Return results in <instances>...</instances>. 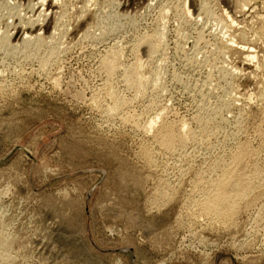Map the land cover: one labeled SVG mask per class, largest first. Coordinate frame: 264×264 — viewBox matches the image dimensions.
Segmentation results:
<instances>
[{"label": "rangeland", "instance_id": "374dc122", "mask_svg": "<svg viewBox=\"0 0 264 264\" xmlns=\"http://www.w3.org/2000/svg\"><path fill=\"white\" fill-rule=\"evenodd\" d=\"M37 1L0 0V264H264V0ZM226 163L255 185L228 222L199 204Z\"/></svg>", "mask_w": 264, "mask_h": 264}, {"label": "bare ground", "instance_id": "6f19581e", "mask_svg": "<svg viewBox=\"0 0 264 264\" xmlns=\"http://www.w3.org/2000/svg\"><path fill=\"white\" fill-rule=\"evenodd\" d=\"M59 1V0H58ZM38 3H36L35 5L37 6H40V7H44V6H46L45 4H46V0H38L37 1ZM7 3V2H6ZM241 3V2H240ZM31 4V3H30ZM245 4H247L246 3V1H245ZM181 5V4H180ZM34 6V5H33ZM185 6V5H184ZM238 6H239V4H238ZM209 7V6H208ZM244 7H245V5H244ZM33 8V7H32ZM185 8V7H184ZM241 9H243V7L241 6L240 7ZM205 9V7H203V8H201V10H204ZM207 9V8H206ZM245 9V8H244ZM33 10V9H32ZM50 10V9H49ZM188 11V10H187ZM207 11V10H206ZM232 11V10H231ZM238 11H239V9H238ZM241 11V10H240ZM239 11V12H240ZM41 12V11H40ZM187 14H189V11H188V13ZM199 16V15H198ZM255 16V15H254ZM261 16V15H260ZM196 17V16H195ZM218 17V16H217ZM13 18V17H12ZM15 18V17H14ZM46 18H47V16H46ZM61 18V17H60ZM182 18V17H181ZM49 19V18H48ZM217 19V18H216ZM228 19V21H229V19H230V17L229 18H227ZM200 21V20H199ZM40 22V21H39ZM48 22V21H47ZM57 24V23H56ZM233 20H231V22H230V25L228 26L229 27V29H230V31L234 28V26H233ZM193 28V27H192ZM228 29V28H227ZM229 31V32H230ZM232 31H234V30H232ZM261 31V30H260ZM228 32V33H229ZM156 34V33H155ZM219 35V34H218ZM197 36V35H196ZM200 36H201V34H200ZM231 37V36H230ZM31 38V39H30ZM29 38V36H26L25 38H24V43H35V41H37L38 40V36H36V37H34L33 39H32V37H30ZM197 39H202V38H197ZM206 39V38H205ZM149 40V39H148ZM158 40V39H157ZM233 40V39H232ZM8 42V41H7ZM38 42V41H37ZM223 42V41H222ZM221 42V43H222ZM200 43V42H199ZM229 43V42H228ZM222 44H224V42L222 43ZM232 44H233V42H232ZM5 45V44H4ZM39 45V44H38ZM234 45V44H233ZM24 46H27L28 47V45H24ZM23 46V47H24ZM226 46V45H225ZM5 47V46H4ZM27 47H24L25 48V50H26V48ZM193 47H194V45H193ZM233 47V46H232ZM232 47H229V48H232ZM153 48V49H152ZM151 49H152V51L155 49L154 48V46L152 47ZM234 48V47H233ZM232 48V49H233ZM236 48V47H235ZM235 48H234V50H235ZM11 49V48H10ZM30 49V48H29ZM53 49V48H52ZM51 49V50H52ZM199 49V48H198ZM255 49V48H254ZM12 50V49H11ZM15 50V49H14ZM54 50V49H53ZM52 50V51H53ZM239 50H242V51H244L245 53H246V55L250 58V60L251 59H253V61H254V58H255V56H253L252 55V53L249 51V50H247L246 48H242V46H241V49H239ZM251 50V49H250ZM23 51H24V49H23ZM48 51V50H47ZM55 51V50H54ZM151 51V52H152ZM203 51V50H202ZM219 51V50H218ZM55 53V52H54ZM115 53V52H114ZM154 54V53H153ZM35 55V54H34ZM52 55H54V54H52ZM115 55V54H114ZM219 55V54H218ZM33 56V55H32ZM110 56V55H109ZM49 57V56H48ZM51 57V56H50ZM106 57V56H105ZM116 57H117V55H116ZM30 58V57H29ZM118 58V57H117ZM248 58V59H249ZM24 59V58H23ZM246 59H247V57H246ZM33 60H34V58H33ZM257 60V59H256ZM44 62V61H43ZM108 63H107V71L108 72H105V73H109V75L111 74L112 76H113V73L114 72H116V69H117V62H116V58L114 57V59L112 60H110V62L109 61H107ZM250 62V61H249ZM259 62V61H258ZM106 63V62H105ZM44 64V63H43ZM138 64V63H137ZM224 65V64H223ZM126 66V65H125ZM257 66V65H256ZM211 67V66H210ZM259 67V66H258ZM104 68V67H103ZM105 69V68H104ZM129 71H130V73H132L131 75L130 74H128V76H127V74H126V76L128 77V79H126V80H128V81H126V82H128L130 85H129V88L131 87V85L134 83V84H136L137 85V88H138V92H140V91H142L141 89H143L144 88V86H146V85H144V81H145V79H142L141 80V78H139L137 75H138V71H136L135 70V68H133V70H130V69H128ZM138 70V69H137ZM226 70V69H225ZM128 71V72H129ZM131 71H133V72H131ZM222 73H223V71H221ZM225 73V72H224ZM224 73H223V75H224ZM125 74V73H124ZM226 74H227V72H226ZM226 74H225V76H226ZM111 75H110V77H111ZM224 76V77H225ZM227 76H229V75H227ZM226 76V77H227ZM230 76H232L231 74H230ZM126 77V78H127ZM141 77V76H140ZM113 78V77H112ZM143 78V77H142ZM157 78V77H156ZM155 78V79H156ZM161 78V77H160ZM256 78V77H255ZM226 79V78H225ZM144 80V81H143ZM207 80H209V79H207ZM260 80V79H259ZM157 81V80H156ZM160 81V80H159ZM206 81V80H205ZM163 82V81H162ZM210 82V81H209ZM146 83H147V81H146ZM145 83V84H146ZM154 83V82H153ZM111 84V83H110ZM155 84V83H154ZM210 84V83H209ZM108 85V84H107ZM136 85L134 86V87H136ZM226 85V84H225ZM156 86V85H155ZM230 86V85H229ZM235 86V85H234ZM133 87V88H134ZM152 87H153V85H152ZM212 87V86H211ZM228 87V86H227ZM146 88V87H145ZM155 88V87H154ZM154 88H151V89H154ZM211 89V88H210ZM195 90V89H194ZM133 91V90H132ZM191 91V90H190ZM138 92H137V94H138ZM143 92V91H142ZM233 93V92H232ZM135 94V93H134ZM113 95V94H112ZM253 95V94H252ZM261 96V95H260ZM110 97V96H109ZM214 97V96H213ZM262 97H263V95H262ZM107 98H108V96H107ZM119 99V98H118ZM118 99L116 100V103H117V105L115 106V110H117L118 108H120L118 105H121V104H119L120 102L118 101ZM157 100H159V99H157ZM109 101V100H108ZM118 101V102H117ZM198 101V100H197ZM204 101V100H203ZM132 103V102H131ZM221 103V102H220ZM124 104V103H123ZM227 105V104H226ZM96 106V105H95ZM124 106V105H123ZM203 106V105H202ZM219 106H221V105H219ZM217 107V106H216ZM203 108V107H202ZM201 108V109H202ZM204 108H205V106H204ZM204 108H203V110H204ZM208 108V107H207ZM218 108V107H217ZM217 108H216V110H217ZM221 108L222 107H220L218 110L220 111L221 110ZM107 109V108H106ZM121 109V108H120ZM119 110V109H118ZM208 110V109H207ZM217 110V111H218ZM213 111V110H212ZM118 112V111H117ZM198 112V111H197ZM206 113H209L208 111H206ZM205 113V114H206ZM216 116L217 115H220V114H217V112L215 113V112H213ZM220 113V112H219ZM225 113V112H224ZM262 113V112H261ZM107 114V113H106ZM212 114V112H210V114L208 115V116H210ZM160 114H158L157 115V118H158V116H159ZM167 115V114H166ZM198 115V114H197ZM202 115H204V114H202ZM213 115V114H212ZM151 116V115H150ZM161 116V115H160ZM159 116V117H160ZM205 116H207V115H205ZM222 116V115H221ZM121 117V116H120ZM156 117V116H155ZM155 117H153L152 118V121L150 120L147 124L149 125L148 126V128H147V130L150 132L153 128H154V126L155 125H157V124H155L156 123V120H157V118H156V120H154L153 121V119H155ZM162 117V116H161ZM213 117H214V115H213ZM264 117V116H263ZM149 118V117H148ZM165 118V117H164ZM197 118V117H196ZM203 118V119H202ZM201 118V120H199V123H198V120H197V124H201V126L199 127L200 129H202L201 131H205V132H207V128H208V125L207 124H210L211 122L210 121H208L209 119H207L206 117L204 118V116ZM220 118H223V117H220ZM127 119V118H126ZM160 119V118H159ZM190 119H191V117H190ZM199 119H200V117H199ZM207 121H206V120ZM210 119H212L211 117H210ZM133 120V119H132ZM221 120V119H220ZM219 120V121H220ZM239 120V119H238ZM128 121V120H127ZM223 121V120H222ZM225 121V120H224ZM258 121V120H257ZM208 122H210V123H208ZM215 122V121H214ZM237 122V121H236ZM246 122V121H245ZM130 123V122H129ZM135 123H136V121H135ZM134 123V124H135ZM143 123V122H142ZM220 123H222V122H220ZM137 125H139L138 124V122L136 123ZM135 124V125H136ZM179 124V123H178ZM212 124V123H211ZM215 124V123H214ZM137 125L135 126V127H137ZM154 125V126H153ZM163 125H165V124H163ZM166 125H168V124H166ZM165 125V126H166ZM175 125V124H174ZM198 125V126H199ZM216 125V124H215ZM215 125H213L214 127H215ZM217 125H218V123H217ZM225 125V124H224ZM113 126V125H112ZM134 126V125H133ZM140 126V125H139ZM138 126V127H139ZM159 126H160V123H159ZM161 126H162V124H161ZM210 126V125H209ZM240 126V125H239ZM137 127V130L140 128H138ZM144 127V126H143ZM146 127V126H145ZM175 126H171V124L169 125V126H167V127H164V126H162V127H160V128H162V130L160 131V128L157 130L158 132V134L156 135L155 134V136H157V140H158V142H159V146L161 147V148H164L166 151H170V152H174L177 148L178 149H180V148H184L183 146H184V144H186L185 143V141H186V139H185V137H186V135H185V130H184V125H180V127L179 126H177V127H179V128H177V129H179V130H177V129H175L174 128ZM184 127V128H183ZM211 127L212 126H210V129H211ZM219 127V126H218ZM198 128V127H197ZM236 128V127H235ZM141 129H142V127H141ZM140 129V130H141ZM145 129V128H144ZM154 129H157L156 127L154 128ZM213 129L214 128H212L211 130L213 131ZM216 129H218V128H216ZM216 129H214V131L213 132H215V130ZM146 130V129H145ZM145 130H142V131H145ZM190 130V129H189ZM220 130H221V128H220ZM156 131V130H155ZM192 131V130H191ZM197 131V130H196ZM200 131V132H201ZM210 131V130H209ZM226 131V130H225ZM243 131V130H242ZM147 132V131H146ZM145 132V133H146ZM152 132V131H151ZM198 132V131H197ZM216 132H217V130H216ZM254 132V131H253ZM263 132V131H262ZM191 133V132H190ZM201 134H203V132L201 133ZM207 134V133H206ZM210 134V133H209ZM236 134V133H235ZM245 134V133H244ZM258 134V133H257ZM262 134V133H261ZM260 134V135H261ZM197 136H198V134H196ZM195 134H194V136H196ZM208 135V134H207ZM263 135V134H262ZM146 136V135H145ZM188 136V135H187ZM192 136H193V134H192ZM205 136V135H204ZM214 136V135H213ZM249 136V135H248ZM211 137V136H210ZM228 137V136H227ZM154 139H155V137H153ZM187 138V137H186ZM205 138V137H204ZM254 138V137H253ZM262 138H263V136H262ZM155 139V140H156ZM199 139V138H198ZM264 139V138H263ZM262 139V140H263ZM153 140V139H152ZM194 140V139H193ZM214 140V139H213ZM260 140V139H259ZM195 141V140H194ZM200 141V140H199ZM231 142V141H230ZM157 143V142H156ZM264 143V142H263ZM215 145V144H214ZM236 145V144H235ZM240 145H243V144H240ZM249 145V144H248ZM261 145H262V143H261ZM152 146V145H151ZM186 146V145H185ZM212 146V145H211ZM238 146V145H237ZM236 146V147H237ZM244 146V145H243ZM243 146H238V148H240V147H243ZM263 146V145H262ZM248 146H246V147H243V148H241V149H237L238 150V152H236L237 153V155H235V157H234V159H233V157H232V159H233V162L234 163H238L239 164V161L242 163L243 162V159H245V158H241V157H245L246 156V154H248V153H250L251 151H249V149L247 148ZM249 147H250V145H249ZM159 148V147H158ZM264 148V147H263ZM263 148L261 149V148H259V149H261L262 151H263ZM143 149V148H142ZM175 149V150H174ZM177 149V150H178ZM236 149V148H235ZM250 149H251V147H250ZM259 149H257L258 151L257 152H259ZM147 150V149H146ZM151 150V149H150ZM184 150V149H183ZM236 150V151H237ZM144 151H145V149H144ZM149 151V150H148ZM148 151H146V152H144V153H146V154H148ZM255 151H256V149H255ZM253 152V151H252ZM151 153V151L149 152V154ZM175 153V152H174ZM177 153V152H176ZM188 153V152H187ZM232 153L234 154V152L232 151ZM231 153V154H232ZM253 153H255V152H253ZM148 154V155H149ZM252 154V153H251ZM250 154V155H251ZM258 154V153H257ZM257 154L255 153V156H257ZM147 155V156H148ZM245 155V156H244ZM153 156V155H152ZM227 156V155H226ZM252 156H253V154H252ZM248 157H249V154H248ZM257 157H259V156H257ZM169 158V157H168ZM176 158V157H175ZM225 158V157H224ZM240 158L242 159V160H240ZM253 158V157H252ZM144 159V158H143ZM198 159V158H197ZM210 159V158H209ZM221 159V158H220ZM219 159V160H220ZM229 159H231V156H230V158ZM166 160V159H165ZM174 160V159H173ZM179 160V159H178ZM190 160V159H189ZM218 160V161H219ZM228 160V159H227ZM250 160V159H249ZM150 161V160H149ZM218 161L216 162V163H218ZM225 161V160H224ZM257 161V160H256ZM259 161V160H258ZM165 162V161H164ZM226 162V161H225ZM231 163L230 164H233L232 163V161H230ZM178 163V162H177ZM214 164V167H211L212 169H215V166L217 165V164ZM220 163H223V161H220ZM227 163H229V161H227ZM226 163V164H227ZM240 163V164H241ZM192 164V163H191ZM236 164H235V166H236ZM237 164V165H238ZM257 164V163H256ZM255 164V165H256ZM223 165V164H222ZM250 165V164H249ZM253 166V172H252V176L254 177V178H256L255 180H257L259 177H264V176H261V175H263L264 173H262L261 174V171H264L263 169H264V165H263V169L260 171V169L262 168H258V167H260L259 165H257V167L256 166ZM211 166H213V165H211ZM229 164H227V168H230V167H232V166H230ZM239 166V165H238ZM237 166V167H238ZM241 166V165H240ZM168 167V166H167ZM216 167H219V165H217ZM246 167V166H245ZM244 167V168H245ZM161 168V167H160ZM210 168V167H209ZM210 168V169H211ZM221 168V167H220ZM223 168H224V166H223ZM223 168H221V169H223ZM227 168H226V170L224 171V169L222 170V171H224L223 173L222 172H220V173H222V174H220V176H218V177H215L216 179L215 180H210L211 182H207L208 180H205L206 182H207V184H209V185H207V186H210L211 185V187H212V191L210 190L209 192H207L206 191V193L205 194H203L204 192H202V194H203V196L202 197H204V199H202V201L199 203L200 204V206H201V208L200 209H203L204 211L203 212H205V214L207 213L208 215H210L212 218H213V220L214 219H217L218 221H222V220H226V219H229V220H231V218L234 216L233 214H235L236 213V211L239 209V207H238V209H237V206H236V204H238V202L237 203H235V201L234 200H236L237 201V199H243L244 197L246 198V196L248 195V194H250L252 191H254L255 189H254V186L255 185H253V182L252 183H250V181L249 182H245V180H243V178L246 176H243V178H242V176H241V178H239V176H238V178H237V176L236 175H238V173L240 172V169L238 170V168H234V166H233V168L232 169H236V170H238V171H236V175L234 176V172L235 171H233L231 168V170H228L227 171ZM181 169V168H180ZM212 169H211V172H212ZM221 169H220V171H221ZM216 170H218L217 168L215 169V171ZM163 171V170H162ZM229 171H233V175H231V174H227ZM249 171V170H248ZM247 171V172H248ZM214 172V171H213ZM212 172V173H213ZM217 172V171H216ZM215 172V173H216ZM227 172V173H226ZM244 172H246L245 170H244ZM205 173V172H204ZM218 173H219V170H218ZM231 173V172H230ZM254 173V174H253ZM191 174V173H190ZM196 174V173H195ZM201 175V174H200ZM240 175V174H239ZM196 176V175H195ZM199 176V175H198ZM215 176H217L216 174H215ZM251 175L249 176V177H252ZM197 177V176H196ZM204 177V176H203ZM202 177V178H203ZM179 178V177H178ZM200 178V180H202L201 179V177H199ZM199 178H198V181L197 182H200L199 181ZM211 179H214V178H211ZM245 179V178H244ZM247 180V179H246ZM248 180H250V179H248ZM247 180V181H248ZM251 180H252V178H251ZM260 181L261 182H259V181H257V183L259 182V184L260 183H263L264 182V179H263V182H262V179H260ZM202 182H203V180H202ZM205 183V182H204ZM255 183H256V181H255ZM264 184V183H263ZM201 185V184H200ZM206 185V184H205ZM202 186V185H201ZM203 186H204V184H203ZM258 186V185H257ZM256 186V187H257ZM260 186V187H259ZM258 187L259 188H261V184L259 185ZM199 187V186H198ZM210 187V188H211ZM255 187V188H256ZM262 187H264V186H262ZM177 188V187H176ZM180 189V188H179ZM204 189H205V187H204ZM166 190V189H165ZM206 190V189H205ZM261 190V189H260ZM264 192V191H263ZM158 193V192H157ZM189 193V192H188ZM192 194V193H191ZM262 194V193H261ZM198 195V194H197ZM251 195V194H250ZM249 195V196H250ZM159 196V195H158ZM259 196V195H258ZM168 197V196H167ZM188 197V196H187ZM200 199H201V197H200ZM197 200H199V199H197ZM239 201V200H238ZM181 202V201H180ZM240 202V201H239ZM246 202V201H245ZM198 203V201L196 202V204ZM194 204H195V201H194ZM240 204V203H239ZM238 204V205H239ZM252 205V204H251ZM197 207H199L198 205H196ZM242 207V206H241ZM196 208V207H195ZM202 211V210H201ZM246 213V212H245ZM195 214V213H194ZM199 216V215H198ZM211 219V218H210ZM217 220H215V221H217ZM260 220V219H259ZM227 222H228V220H226ZM225 221V222H226ZM256 223H258L257 221H256ZM212 226V225H211ZM3 230V229H2ZM249 230H251V229H249ZM7 234V233H6ZM7 240V237H6V235H5V233H3V231H0V250H4V247L5 248H8L7 246V244H8V242L6 241ZM6 242H7V244H6ZM6 244V245H5Z\"/></svg>", "mask_w": 264, "mask_h": 264}, {"label": "water", "instance_id": "95a60500", "mask_svg": "<svg viewBox=\"0 0 264 264\" xmlns=\"http://www.w3.org/2000/svg\"><path fill=\"white\" fill-rule=\"evenodd\" d=\"M7 158H5L4 160H6ZM4 160H2V161H4ZM2 161H0V162H2Z\"/></svg>", "mask_w": 264, "mask_h": 264}]
</instances>
